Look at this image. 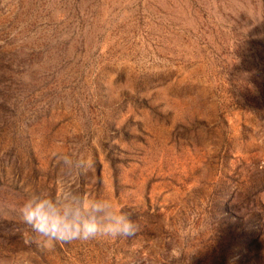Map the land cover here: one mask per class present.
<instances>
[{
	"label": "rangeland",
	"instance_id": "1",
	"mask_svg": "<svg viewBox=\"0 0 264 264\" xmlns=\"http://www.w3.org/2000/svg\"><path fill=\"white\" fill-rule=\"evenodd\" d=\"M261 164L264 0H0V264H264ZM59 180L135 234L38 237Z\"/></svg>",
	"mask_w": 264,
	"mask_h": 264
},
{
	"label": "clouds",
	"instance_id": "2",
	"mask_svg": "<svg viewBox=\"0 0 264 264\" xmlns=\"http://www.w3.org/2000/svg\"><path fill=\"white\" fill-rule=\"evenodd\" d=\"M65 168L84 169L90 162L76 153L61 157ZM264 169V164L260 165ZM57 189L48 195L33 193L20 208L24 223L38 237L49 242L88 241L97 237L116 240L135 234L136 223L113 199L92 197L81 191L75 182L59 180ZM182 253L173 249L171 256Z\"/></svg>",
	"mask_w": 264,
	"mask_h": 264
}]
</instances>
